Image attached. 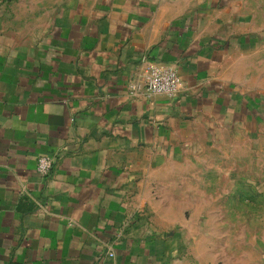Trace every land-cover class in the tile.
<instances>
[{"label":"crops","instance_id":"0c3cea01","mask_svg":"<svg viewBox=\"0 0 264 264\" xmlns=\"http://www.w3.org/2000/svg\"><path fill=\"white\" fill-rule=\"evenodd\" d=\"M186 12L107 0L36 33L0 5V264H184L136 220L130 176L163 160L177 123L258 113ZM161 65L179 73L176 96L130 89ZM41 155L54 160L48 175Z\"/></svg>","mask_w":264,"mask_h":264},{"label":"rangeland","instance_id":"374dc122","mask_svg":"<svg viewBox=\"0 0 264 264\" xmlns=\"http://www.w3.org/2000/svg\"><path fill=\"white\" fill-rule=\"evenodd\" d=\"M106 1L0 5L21 29L39 33ZM175 1L195 30L225 50L230 83L245 105L257 99L258 113L218 126L207 119L177 123L163 160L130 176L136 220L164 235L184 264H264V0Z\"/></svg>","mask_w":264,"mask_h":264},{"label":"built area","instance_id":"2783aa9c","mask_svg":"<svg viewBox=\"0 0 264 264\" xmlns=\"http://www.w3.org/2000/svg\"><path fill=\"white\" fill-rule=\"evenodd\" d=\"M182 86L178 71L171 65L155 66L147 69L142 83H130L132 91L142 89L148 94H162L174 97ZM54 160L49 155H41L37 160V170L41 175H48L53 168ZM113 255V253H110Z\"/></svg>","mask_w":264,"mask_h":264}]
</instances>
